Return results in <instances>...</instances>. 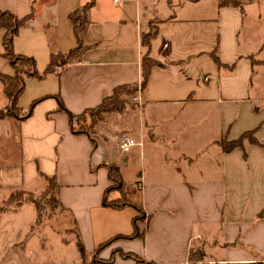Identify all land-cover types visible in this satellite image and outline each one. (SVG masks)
<instances>
[{
  "label": "crops",
  "instance_id": "obj_1",
  "mask_svg": "<svg viewBox=\"0 0 264 264\" xmlns=\"http://www.w3.org/2000/svg\"><path fill=\"white\" fill-rule=\"evenodd\" d=\"M88 1L0 0L1 11L24 17L13 53L31 56L41 74L24 77L16 115L0 80V189L36 196L53 178L72 230L27 235L37 208L21 202L13 213L29 203L31 216L13 245L32 235L43 245L50 233L77 249L55 264H139L120 249L150 264H264V0H93L76 37L70 15ZM3 34L0 27V74L9 77ZM78 45L77 58L42 75L53 53ZM144 56L156 64L142 85ZM120 86L134 89L121 110L90 132L73 131L70 113L99 106ZM123 134L137 141L127 152L118 147ZM135 217L140 235L129 237Z\"/></svg>",
  "mask_w": 264,
  "mask_h": 264
},
{
  "label": "rangeland",
  "instance_id": "obj_2",
  "mask_svg": "<svg viewBox=\"0 0 264 264\" xmlns=\"http://www.w3.org/2000/svg\"><path fill=\"white\" fill-rule=\"evenodd\" d=\"M240 1L244 2V0ZM246 1L247 0H245V2ZM58 60L64 61V58ZM119 97L122 100L125 99L124 94H120ZM112 99L113 97L105 101L102 106V108H106L109 112H100V115L94 112L95 115H92L94 120L103 117L106 113H114L117 111L114 108L115 106H119L120 103L116 101L113 102ZM87 120L86 124L78 123V125H83V128H88V123L90 121L89 118ZM5 162L6 160L0 157V180H4V178L7 177V175H4L3 165ZM49 186L50 184L48 187ZM6 191L7 190H4V188L0 189V195L5 194ZM53 195L54 193L52 190L46 189L36 196L30 193L27 194L23 191H15L11 195L5 194L0 197V264H55L61 259L70 262L75 258L77 249L75 247L72 248L69 244L65 246L59 243L50 233H46L45 236L48 238L43 245V241H41L40 237H37V235H32L26 242H24L26 238L16 242V244L20 246L25 243L21 248L17 245H13L15 238L22 235L21 233L24 226L31 216V211L26 208L29 203L24 205V212L13 213V211L21 205V202L30 201L37 208L38 220L31 226L28 233H26L27 235H29L31 230L40 232L41 228H48L55 233L63 234L64 238L69 237L66 233L72 231L70 219L67 218V215L60 209Z\"/></svg>",
  "mask_w": 264,
  "mask_h": 264
},
{
  "label": "trees",
  "instance_id": "obj_3",
  "mask_svg": "<svg viewBox=\"0 0 264 264\" xmlns=\"http://www.w3.org/2000/svg\"><path fill=\"white\" fill-rule=\"evenodd\" d=\"M93 0H89L88 2H86L83 6L81 11L79 12H73L70 15V19H71V23L73 24V30L74 33L77 37V34L80 30L83 29V26L85 25V21H86V11L88 9V7L91 5ZM249 0H247L245 2H241L240 0H218V3L220 5H236V6H242L243 4H246ZM24 17H22V19H19L17 17H15L11 12L9 11H1L0 10V27L4 29V34L2 36V45H3V53L2 55H4L7 60L11 63V65L13 66L14 70H15V75L14 76H4L0 74V80L2 81L3 85H4V92L7 95V97L10 99V112L9 113H13V114H17L15 112V103H16V98L17 96L22 92L23 88H24V84H23V80L25 76H41V74H37V70L35 69V65H34V59L31 56H26V55H17L14 54L12 51V38L13 36L17 33L19 27L21 26V23L23 21ZM153 32L149 31L148 33H145L143 35V39H142V44L146 45L148 44L149 38L151 37ZM79 44V43H78ZM78 49H79V45L68 51L67 54H52L50 56V60L49 63L47 64V66L45 67V70L43 71L42 75H45L49 72H52L54 69V65L60 63V58H64V63H69L70 61L74 60L75 58L78 57ZM59 61V62H58ZM156 64V62L150 60L147 56L143 57V71H142V85H144L145 83V79L147 77L148 74V69H149V65H153ZM134 91L133 88H125V87H116L112 93L111 96H109L108 98L104 99L99 106L93 108V109H87L85 110V112H83L80 115H73V114H69L70 116V122H72V126L71 128L73 129L74 132H90L91 129L93 128V125L100 119L98 118L97 120H94V117L92 115H95V113H99L100 112H109L108 110H106V108H102L103 104L105 103V101L112 99L113 102H118L120 103L119 106H115L114 109L116 110H121L124 107L125 104V100L120 99L119 95L120 94H124V95H128L130 96V94H132ZM59 100V99H58ZM35 102H32V104H30L28 110L25 112V115H29L32 106L34 105ZM61 104V103H60ZM61 108H63L62 105H60ZM95 112V113H94ZM89 116V117H88ZM101 117V116H100ZM89 118V123H88V128H83V125H78V123H84L86 124V122L88 121L87 119ZM251 136L250 132H246L243 133L241 135H239L236 140H232V141H225L222 140L221 141V145H222V149L224 150H230L234 147H236L237 145L241 144V141L243 139L244 136ZM109 172V177L110 180L115 184L114 187H118L121 186V182H120V175L118 173V171H116L115 167H109L108 169ZM50 184V186L48 187V185ZM48 185L45 189H50V191L52 190L54 193L55 188V184H54V180L53 178H49L48 179ZM113 186H110L109 189L114 188ZM107 189V190H109ZM54 196V195H53ZM103 202L110 204L114 207H118V206H122V205H131L130 203H128V201H126L125 199H119L117 202L114 201H107L105 198L103 199ZM136 208L138 210L141 211L140 207ZM136 220V217L133 218V233L129 236V237H134L137 235H140V231H138L136 225L134 224ZM109 241V240H108ZM105 241L103 244L98 245L95 253H94V260L97 261V253L100 249H102L104 247V245L108 242ZM78 248L79 251L81 252V255L83 254V249L81 248L80 244L78 243ZM119 254L122 257H130L132 258L134 261H137L139 264H150L148 261H144L143 259L137 257L136 255H133L131 253H127V252H123L121 249L118 251ZM109 262V261H106Z\"/></svg>",
  "mask_w": 264,
  "mask_h": 264
},
{
  "label": "built area",
  "instance_id": "obj_4",
  "mask_svg": "<svg viewBox=\"0 0 264 264\" xmlns=\"http://www.w3.org/2000/svg\"><path fill=\"white\" fill-rule=\"evenodd\" d=\"M138 91V90H137ZM134 99H137V96L134 97ZM137 144V141H135L132 137L130 138L129 136L123 134L120 136L119 138V143H118V147L121 151L123 152H127L131 146ZM194 238L199 241L200 237L199 235L194 236ZM193 238V239H194Z\"/></svg>",
  "mask_w": 264,
  "mask_h": 264
}]
</instances>
